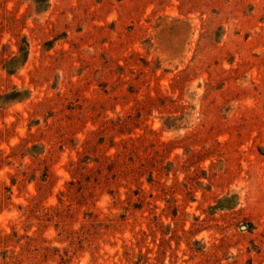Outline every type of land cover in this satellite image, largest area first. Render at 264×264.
I'll return each mask as SVG.
<instances>
[{
  "label": "rangeland",
  "instance_id": "374dc122",
  "mask_svg": "<svg viewBox=\"0 0 264 264\" xmlns=\"http://www.w3.org/2000/svg\"><path fill=\"white\" fill-rule=\"evenodd\" d=\"M0 264H264V0H0Z\"/></svg>",
  "mask_w": 264,
  "mask_h": 264
}]
</instances>
